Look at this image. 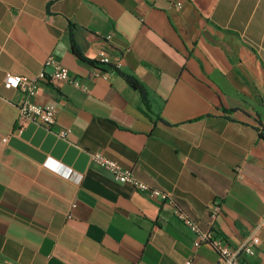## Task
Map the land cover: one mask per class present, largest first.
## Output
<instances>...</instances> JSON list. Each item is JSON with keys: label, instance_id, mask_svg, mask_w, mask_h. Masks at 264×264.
Masks as SVG:
<instances>
[{"label": "crops", "instance_id": "obj_1", "mask_svg": "<svg viewBox=\"0 0 264 264\" xmlns=\"http://www.w3.org/2000/svg\"><path fill=\"white\" fill-rule=\"evenodd\" d=\"M71 34L84 57L110 61L80 59ZM49 55L80 85L40 78L30 99L52 105L55 123L18 131L23 94L4 78L49 74ZM261 125L264 0H0V264L222 263L174 205L114 179L95 151L229 245L255 233L239 257L264 264Z\"/></svg>", "mask_w": 264, "mask_h": 264}, {"label": "built area", "instance_id": "obj_2", "mask_svg": "<svg viewBox=\"0 0 264 264\" xmlns=\"http://www.w3.org/2000/svg\"><path fill=\"white\" fill-rule=\"evenodd\" d=\"M110 35H108L109 37ZM98 60L101 63H108L110 61L108 55L104 52H100ZM46 66H52V71L48 74L44 70H40L35 76L18 75V74H6L4 78V86L6 88H15L22 92L23 97L17 101L18 117H17V129L20 131L27 122H40L45 125H52L55 123V110L50 104H41L32 101L30 97L36 94L38 89V80L44 78L47 75L57 81L72 82L76 86L80 85V82L69 74L68 69L63 66L58 60H55L52 55H49L45 60ZM104 74L100 70L93 71L94 76ZM70 133V128L65 127L58 132V136L66 138ZM92 159L109 170L113 178L131 184L134 188L147 192L151 197L168 202L174 205V212L176 216L183 221L193 232V245L198 247L201 244H210L221 257V264H244L239 257L241 250L252 254L254 252V246L260 241V238L255 233L247 235L243 242L237 247L229 245L226 240L214 233V229L204 228L199 221L192 218L183 209L176 205L174 197L166 190L154 186L133 174L130 169L123 168L117 161L108 158L101 152L95 151L92 153ZM220 210L219 205H213L209 210V216L214 220ZM259 223L258 226H260ZM191 259H186L182 264H191Z\"/></svg>", "mask_w": 264, "mask_h": 264}, {"label": "trees", "instance_id": "obj_3", "mask_svg": "<svg viewBox=\"0 0 264 264\" xmlns=\"http://www.w3.org/2000/svg\"><path fill=\"white\" fill-rule=\"evenodd\" d=\"M70 43H71V48L73 50V53H75L76 56H78L80 59L95 65L96 63L100 62L98 60H92L89 59L87 57H84L82 55V53L80 52V50L78 49L76 43H75V39L73 37V35H70ZM125 78L128 81V83L134 87L135 89L138 90V92L141 95L142 100L145 102L146 105H148L149 102V93H148V89L146 88V86L140 82L136 77L129 75V74H125ZM259 131V135L264 139V127L261 125V127L258 128Z\"/></svg>", "mask_w": 264, "mask_h": 264}]
</instances>
